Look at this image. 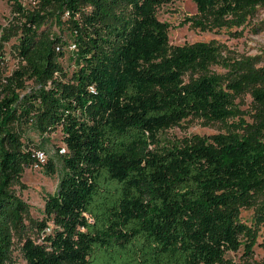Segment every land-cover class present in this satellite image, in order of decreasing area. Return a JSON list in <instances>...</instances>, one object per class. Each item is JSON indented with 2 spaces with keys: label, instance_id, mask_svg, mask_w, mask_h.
<instances>
[{
  "label": "trees",
  "instance_id": "1",
  "mask_svg": "<svg viewBox=\"0 0 264 264\" xmlns=\"http://www.w3.org/2000/svg\"><path fill=\"white\" fill-rule=\"evenodd\" d=\"M33 1L10 0L14 17L0 37V59L15 39L22 64L6 81L0 75V264H13L28 209L15 186L41 164L16 131L23 119L41 135L60 130L66 146L45 199L53 229L25 241L27 264H250L228 253L252 258L264 222L262 59L225 57L215 41L172 44L158 10L174 0ZM193 2V28L234 35L264 8V0ZM26 78L37 86L22 97ZM244 94L249 119L237 103ZM197 119L221 131L161 142ZM46 166L55 171L52 160ZM252 207L248 224L242 210Z\"/></svg>",
  "mask_w": 264,
  "mask_h": 264
},
{
  "label": "rangeland",
  "instance_id": "2",
  "mask_svg": "<svg viewBox=\"0 0 264 264\" xmlns=\"http://www.w3.org/2000/svg\"><path fill=\"white\" fill-rule=\"evenodd\" d=\"M24 5L33 7V0H22ZM197 6L193 0H174L171 3L162 5L158 10L160 20L170 24L169 37L172 44L194 43L198 41H215L221 45L225 57L234 60H245L249 57L259 56L264 62V8L260 7L256 15L251 18L243 27L240 34H232L230 30L221 29L219 31H205L200 28H193L187 18L196 17ZM13 12L10 0H0V37L4 28L11 25ZM15 39L7 43L0 59V75L4 81L5 77L21 67V62L14 52ZM67 55L63 59V66L67 70H72L74 65L70 60V55L74 46L68 48ZM215 72L223 73L226 69L222 65L212 67ZM36 82L26 78L24 88L19 90L23 97L36 87ZM240 108L245 112L244 117L249 119L254 105L250 94H244L237 99ZM16 131L21 135L27 148L33 149L40 163L35 162L25 168L21 178V184L15 186V190L28 204L27 212L24 214L23 225L14 232V246L12 251L13 264H27L23 245L27 239L42 242L46 233L53 229L52 222L45 214V199L53 194L59 184L61 176V161L59 151H66L60 130L41 135L34 129L31 122L23 119L15 126ZM221 125H204L200 120L183 121L182 125L175 126L162 133L161 142L170 144L179 139L199 134L211 136L220 132ZM44 152L46 156L41 157ZM50 160L55 164V171L47 169L46 163ZM45 163V165H43ZM43 165V166H42ZM256 207L242 210V219L248 224L255 222ZM44 225H48L44 230ZM258 232L257 244L254 247L253 256L247 259L244 250L229 252L228 257L236 261L264 262V222H262Z\"/></svg>",
  "mask_w": 264,
  "mask_h": 264
},
{
  "label": "built area",
  "instance_id": "3",
  "mask_svg": "<svg viewBox=\"0 0 264 264\" xmlns=\"http://www.w3.org/2000/svg\"><path fill=\"white\" fill-rule=\"evenodd\" d=\"M40 155H41V157H44L45 156L44 152H41Z\"/></svg>",
  "mask_w": 264,
  "mask_h": 264
}]
</instances>
